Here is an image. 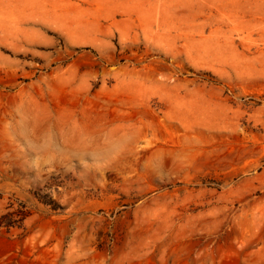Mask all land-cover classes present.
Here are the masks:
<instances>
[{
	"label": "rangeland",
	"instance_id": "374dc122",
	"mask_svg": "<svg viewBox=\"0 0 264 264\" xmlns=\"http://www.w3.org/2000/svg\"><path fill=\"white\" fill-rule=\"evenodd\" d=\"M0 264H264V0H0Z\"/></svg>",
	"mask_w": 264,
	"mask_h": 264
}]
</instances>
